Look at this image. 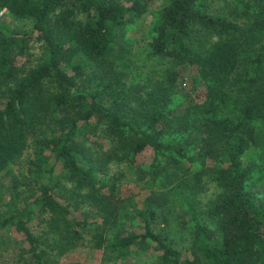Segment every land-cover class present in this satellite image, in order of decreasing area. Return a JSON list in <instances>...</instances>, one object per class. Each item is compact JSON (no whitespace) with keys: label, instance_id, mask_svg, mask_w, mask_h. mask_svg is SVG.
<instances>
[{"label":"trees","instance_id":"1","mask_svg":"<svg viewBox=\"0 0 264 264\" xmlns=\"http://www.w3.org/2000/svg\"><path fill=\"white\" fill-rule=\"evenodd\" d=\"M203 1L166 0L158 9L149 55L166 60L168 77L134 86L109 58L123 29L144 11L143 0H0V12L32 20L43 43L41 63L23 73L15 58L25 37L0 29V173L8 179L0 183V229L19 237V264H47L48 251L29 227L37 211L52 215L61 250L107 244L118 257L152 249L151 264H264V189L251 188L243 162L264 146V0H233L225 16L204 13ZM210 36L217 40L208 50L192 47ZM185 65L203 86L200 102L173 91L176 70ZM92 121L103 125L108 150L85 142ZM37 132L43 135L27 172L39 188L31 202L19 201L9 167ZM179 134L196 135L195 157L175 143ZM147 150L152 161L136 165ZM172 158L200 163L221 190L212 208L218 222L212 230L195 225L189 257L154 229L164 202L153 187L177 181L165 165ZM57 168L76 183L69 199L55 192ZM132 169L147 192L140 202L120 194ZM74 197L96 211V225L73 214Z\"/></svg>","mask_w":264,"mask_h":264},{"label":"rangeland","instance_id":"2","mask_svg":"<svg viewBox=\"0 0 264 264\" xmlns=\"http://www.w3.org/2000/svg\"><path fill=\"white\" fill-rule=\"evenodd\" d=\"M144 11L134 22L127 25L114 47L113 53L109 58L111 65L118 71L125 82L133 83L134 86L145 84L151 85L158 83L160 79L168 77L167 62L165 59H155L149 55V43L152 41L153 29L157 11L165 4L166 0H143ZM200 9L206 14L227 15L230 8L233 7V0H205L199 4ZM78 19L86 21V15L80 14ZM0 29L6 35H17L25 37L26 44L20 56L15 58V64L20 72L27 73L41 63L43 43L37 38L33 31L32 20H18L8 14L5 10L0 12ZM201 34V33H200ZM216 36H210L206 39H200L197 44H192L194 49L206 51L216 42ZM198 49V50H199ZM69 71V70H68ZM71 75V73H69ZM83 84L90 88V84L83 80ZM82 85V84H81ZM80 86V85H79ZM173 91H176L180 100L190 97V100L200 102L204 91L202 84L196 77V70L190 66L177 68ZM187 95L188 97H185ZM44 127V126H43ZM90 129L85 131L84 138L90 146L102 147L103 150L109 149L107 139H102L101 130L103 125L92 121ZM254 128V125H251ZM85 129V128H84ZM83 131V129H82ZM43 135L37 132L31 135L28 140V147L19 159L9 167L11 179L15 180L16 190L19 201L31 202L37 195L39 184L30 180L28 175V162L33 158L35 143ZM182 142L184 153L187 157H195L198 150L196 135L179 134L175 138L176 142ZM168 157V156H165ZM153 159L151 150H147L137 159L136 165H148ZM251 171V188L264 189V146L263 148L253 147L249 150L243 159ZM166 168L172 173H176V182L171 185L153 187L155 194L160 193L164 202L159 208V214L156 218L154 229L156 233L166 237L172 247L177 249L184 257H189V247L195 225L199 224L209 230L215 228L218 219L212 214V208L221 195L214 176L200 163H189L182 160L176 163L172 158L166 163ZM111 173H116L117 167L111 165ZM123 169V167H122ZM124 170V169H123ZM57 172L54 175V182L57 186L55 192L61 195L63 199H69L76 193V183L70 180L63 172ZM136 169H132L126 174V179L120 184L121 197L129 195L137 196V201H142L146 191L142 190L138 184L139 174ZM4 173H0L1 180L8 183L7 178H2ZM114 175V174H113ZM10 178V177H8ZM187 180L188 182H185ZM75 198V197H74ZM68 204L73 210L74 215L87 216L93 225H96V211L85 207L75 198ZM62 202V200H61ZM161 202V203H162ZM80 203V204H79ZM37 211V210H36ZM3 207L0 205V220L3 217ZM31 231L37 235L44 249L48 251L47 264H151L153 259L152 249L149 252L132 249L123 257L106 250V245L102 249H91L90 244L75 246L66 250H61L62 244H58L60 231L52 223V215L49 213L36 212L29 224ZM55 227V229H54ZM62 240V236L60 237ZM19 237L5 229H0V264H19L18 257ZM61 242V241H60ZM57 243V244H55ZM60 246V247H59Z\"/></svg>","mask_w":264,"mask_h":264}]
</instances>
